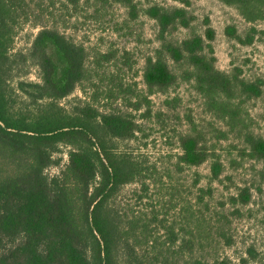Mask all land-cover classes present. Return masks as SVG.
Returning <instances> with one entry per match:
<instances>
[{
  "label": "trees",
  "instance_id": "obj_1",
  "mask_svg": "<svg viewBox=\"0 0 264 264\" xmlns=\"http://www.w3.org/2000/svg\"><path fill=\"white\" fill-rule=\"evenodd\" d=\"M108 1L65 0L74 9ZM118 1L136 15L133 0ZM222 1L250 22L264 20V0ZM34 2L0 0V264H233L220 250L232 246V216L251 202L252 191L226 173L218 144L235 134L241 154L260 164L257 174L264 184V136L241 111L245 101L264 95V79L243 77L239 67L230 72L217 67L216 31L209 19L203 33L179 39L172 32L190 27L194 17L185 7L152 5L146 13L158 24L159 46L143 68L147 94H135V101L128 97L133 109L127 111H101L81 98L65 105L63 99L81 85L95 84V77L114 83L102 91L106 98H119L126 89L116 82L115 71H101L99 57L109 60L112 54L97 53L98 63H89L88 48L52 26L43 25L28 49L14 51L17 20ZM226 31L247 45L264 34L255 26L246 34L235 26ZM31 66L38 69L36 81L24 78ZM180 81L193 84L220 127L208 133L190 119L177 130L174 163L158 167L122 145L143 131L136 111L146 107L142 118L152 117L149 95ZM175 102L168 98L165 105ZM62 147L68 155L63 165ZM207 162V183L196 173L187 195L184 179L174 174ZM55 166L59 172L50 175ZM163 179L164 201L139 209L121 204L126 186L138 185L134 195L140 203ZM215 183L227 193L219 197ZM249 254L264 264L253 248Z\"/></svg>",
  "mask_w": 264,
  "mask_h": 264
},
{
  "label": "rangeland",
  "instance_id": "obj_2",
  "mask_svg": "<svg viewBox=\"0 0 264 264\" xmlns=\"http://www.w3.org/2000/svg\"><path fill=\"white\" fill-rule=\"evenodd\" d=\"M133 2L136 6L135 16L118 0H109L103 4L92 2L91 6L82 4L78 9L67 5L65 0H35L32 6L27 8L28 14L17 20L13 49L14 51L28 49L41 27L49 25L64 32L76 42L83 43L91 55L89 63L94 62L95 65L98 63L95 62L98 60V56H95L97 53L112 54L109 60L99 57V63L101 71L107 73L115 71L116 82L124 84L126 90L119 98H115V94L113 98H106L109 94L102 91L110 85L109 81L105 79L102 82L99 77H95L94 86L92 84L79 86L71 96L63 99L62 103L71 106L77 102V98H81L93 103L101 111L132 110L133 107L127 98L135 101V94H147L143 68L146 58L159 46L158 24L146 10L152 5L179 6L185 7L194 18L190 27L180 26L172 32L175 33V38H184L193 31L203 33L206 27L205 20L209 19L216 31L214 49L217 67L228 72L239 67L243 77L264 79V34H258L256 40L247 45L232 39L226 31L228 26H235L242 34H246L253 26L264 30V20L250 22L235 6L222 0H133ZM24 75L26 79L38 80L37 67L31 66ZM110 87H114V83L108 89ZM111 93H114V89ZM149 98L152 117L142 118L146 107L136 111L139 121L143 123V131L138 139L123 143L122 147L128 148L158 167L174 163L175 155L179 152L177 130L186 128L190 119L208 133L214 126L220 127L205 109L203 98L192 83L180 81L169 91L149 95ZM168 98L176 99V102L165 105ZM241 111L246 123L256 133L264 136V95L259 99L245 101ZM211 136L212 134L208 135L209 140ZM241 147V142L233 133L218 144L228 165L226 173L232 175L235 184L250 186L252 191L251 202L241 207V214L232 216V223L228 229L233 241L232 246L221 248L220 251L230 256L233 264H241L242 258L248 259L247 264H258L249 254V249L253 248L257 257L264 259V184L260 182L257 174L260 164L249 156H243L240 152ZM61 155L64 157L63 165L68 159L66 147H62ZM60 168L51 167L48 173L54 175ZM196 173L200 174L201 183L205 185L210 174V163L199 167H186L182 175L174 174L176 179H184L186 194L189 196L191 195L189 187L197 177ZM165 182L163 179L162 183L152 185L149 195L140 203H136L134 195L138 185H128L122 191L119 200L122 205L130 203L136 206L135 209L145 206L146 203L157 204L158 201H164ZM227 182L233 189L235 184ZM215 186L219 197L227 193L222 184L215 183Z\"/></svg>",
  "mask_w": 264,
  "mask_h": 264
}]
</instances>
